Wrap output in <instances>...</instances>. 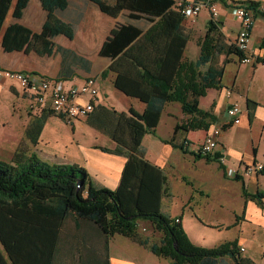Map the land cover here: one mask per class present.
<instances>
[{
	"label": "trees",
	"instance_id": "obj_1",
	"mask_svg": "<svg viewBox=\"0 0 264 264\" xmlns=\"http://www.w3.org/2000/svg\"><path fill=\"white\" fill-rule=\"evenodd\" d=\"M28 1L15 0L14 20H20ZM38 1L46 12L41 31L33 34L12 23L2 36L4 52L31 50L51 55L50 39L57 35L72 38L74 27L57 17L67 0ZM90 1L109 18L125 17L126 23L110 32L99 56L112 61L107 72L113 75V87L145 105L141 114L95 106L87 116H92L95 108L100 110L96 124L101 127L90 124L105 133L116 145L113 153L125 159L119 185L106 190L95 185L83 167L47 164L19 147L10 162H0V264H111L108 248L114 235L170 264H221L223 259L232 264H255L243 258L235 242L204 249L188 241L179 222L162 209V200L169 194L165 170L148 162L141 147L143 138L154 134L166 104L176 103L190 118L186 125L175 126L171 139L163 143L184 155L216 162L218 155L188 152L186 136L216 124L210 112L200 110L199 100L209 90L222 89L226 65L232 59L240 62L244 54L235 43L225 41L218 20L209 19L197 42L196 61L186 60L184 50L192 32L184 25L174 0ZM12 2L0 0V31ZM260 4L250 0L235 3L253 17H264L258 11ZM139 23L149 27L144 31ZM260 46L264 47V35ZM256 65L264 66V53L256 58ZM245 104L251 121L257 104L247 99ZM50 116L56 115L42 110L28 122L24 138L31 146H36ZM244 197L262 205L259 195ZM138 221L148 222L154 232L161 233L157 244L141 238Z\"/></svg>",
	"mask_w": 264,
	"mask_h": 264
},
{
	"label": "crops",
	"instance_id": "obj_2",
	"mask_svg": "<svg viewBox=\"0 0 264 264\" xmlns=\"http://www.w3.org/2000/svg\"><path fill=\"white\" fill-rule=\"evenodd\" d=\"M250 1L259 2L260 6H264V0ZM14 3L15 0L12 2L11 10L7 13L0 31V93L11 94L17 101L20 100V103L29 102L30 105L25 106V117L20 121L18 133H9L7 130L1 132L0 147L10 150L11 156L20 147L27 151L28 155H34L47 164L78 165L86 169L95 185L109 191L115 190L119 185L125 159L115 155L113 153L116 148L115 143L105 133L91 125L95 124L101 127L102 124H96L97 120L101 119L100 110L95 108L92 116L69 124L58 116L48 117L36 146H31L24 138L25 129L28 122L40 115V112L32 107V102L26 94H22L17 85L4 79L3 74L6 71L28 72L47 79L61 80L67 88L80 87L87 78L92 77L98 90L96 101L93 103L94 107L100 106L124 114L132 109L141 114L145 105L135 98L123 96L113 87V75L107 72L112 61L99 56L100 47L111 31L118 25L126 23L125 17L120 14L116 18H109L101 13L90 0H67L65 10L58 12L57 17L63 23L74 27L71 39L62 35L50 39L53 44L51 55H39L31 50L7 53L1 48L2 36L6 28L16 22L30 30L31 33L38 34L46 19V12L42 9L39 1L29 0L20 20L16 21L11 17ZM216 6L217 20L222 25V36L227 43L234 44L239 31V22L235 19L226 1L216 2ZM208 20L209 15L202 11L195 24L188 27L192 33L187 48L184 50V57L190 62H194L198 56V52L193 51L191 60L186 57L192 36L202 34L203 37ZM138 25L144 31L149 27L142 23ZM263 35L264 17L255 15L249 34V52L256 58L261 57L264 53V47L260 46ZM197 39L198 37L196 41ZM195 44L199 48L197 42ZM231 62L236 64V75H238L241 64L237 59H232ZM259 68L264 69L263 65L251 67L252 80L245 90L240 88L236 82L237 76H234L230 88H224L221 82V90H209L207 95L199 100L200 110L210 112L215 117L216 124L209 126L207 131H190L186 136L189 144L188 152H196L197 145L204 141L206 135L212 129L224 124L227 118L223 120L221 115L226 117L225 111L230 104L238 105L242 111L240 123L221 131L217 139L218 152L224 157L222 162L184 155L163 143V141L171 139L175 126L186 125L190 118L181 112L180 105L176 103L166 104L161 111L159 125H157L154 134L146 135L141 141V147L145 153L144 158L153 166L165 170L167 175L169 194L162 200V209L172 219H178L182 229L186 232V226L190 229L194 224L193 220L197 223L201 222L196 214L206 211L207 204L212 201L211 197L217 199V204L214 205L222 210L236 187L235 195L238 203L234 208L229 209L233 215V221L230 227L226 226L228 230H234V236L224 242H235L241 250L243 258L249 259L255 264H259L260 260L264 258L261 243L264 236V181L259 175H245V168L256 163L264 165V79L263 77L257 79ZM246 99L257 104L251 121L247 117ZM88 101L89 98L85 97L81 103ZM204 101L208 102L205 104V109H202ZM43 110L50 111L49 109ZM198 133L200 138L195 142L191 136ZM229 134L234 135L233 144L236 146L243 147L248 141L251 142V154L246 155L245 158V151L240 152L232 149ZM178 152L179 154H177ZM170 178L183 187L181 192L183 199L179 202L176 212H173L172 202H166L168 199H173ZM244 195H259L262 205L260 206L253 199L245 198ZM184 214H190L191 218L185 217ZM220 226L222 225H217L216 228ZM258 235L260 241L256 243ZM110 263L137 264L133 261H123L111 257ZM221 264H232V262L223 259Z\"/></svg>",
	"mask_w": 264,
	"mask_h": 264
},
{
	"label": "built area",
	"instance_id": "obj_3",
	"mask_svg": "<svg viewBox=\"0 0 264 264\" xmlns=\"http://www.w3.org/2000/svg\"><path fill=\"white\" fill-rule=\"evenodd\" d=\"M226 1L231 8L235 19L239 22V31L236 35L235 45L244 54L240 61L242 65L253 67L256 65V57L250 54L249 34L253 22V14L243 6L235 5L237 0H174L175 8L183 16L187 27L195 24L200 13L207 12L209 19L217 20L218 10L216 2ZM258 11L264 14V6H259ZM264 67V66H263ZM4 79L18 86L22 94H26L32 102V107L41 112L49 109L54 115L60 116L68 124L73 121L86 119L92 111L93 103L96 101V82L92 77L87 78L80 87L67 88L61 80L47 79L28 72L6 71ZM85 97L89 98L86 103H81ZM241 110L238 105L230 104L225 111L226 121L218 128L212 129L204 141L198 145L196 151L202 155H218L217 161L222 162L223 155L218 152L217 139L222 127L238 125L241 119ZM245 175H259L264 181V165L256 163L245 168ZM179 222L178 219L174 220Z\"/></svg>",
	"mask_w": 264,
	"mask_h": 264
},
{
	"label": "rangeland",
	"instance_id": "obj_4",
	"mask_svg": "<svg viewBox=\"0 0 264 264\" xmlns=\"http://www.w3.org/2000/svg\"><path fill=\"white\" fill-rule=\"evenodd\" d=\"M203 33V29H202ZM195 37V38H194ZM198 37L197 41L196 38ZM202 38V34L193 35L190 43V48L187 52L186 57L191 60L192 52H198V48L196 46V42ZM197 59V58H196ZM187 60V59H186ZM196 61V60H195ZM240 64V62L238 61ZM240 68L238 70V75H236L237 67L235 63H230L226 65L223 80H221L222 85L224 88H230V84L232 80H234V76H237V83L242 89H246L250 81L252 80L251 76V66L248 65H239ZM257 79L262 78L264 79V69L259 68L257 72ZM208 101H204L202 103V109H205V104ZM28 103H20V100L17 101L13 95L0 93V134L3 130H7L9 133H18L20 130V125L22 119H24L25 114V106ZM30 105V104H29ZM18 107V108H17ZM17 109V110H16ZM221 119H226L224 115H221ZM2 126H5L4 128ZM195 142L197 139L200 138L199 133L191 136ZM234 135L229 134V142L232 143V149H235L240 152H244L245 158L246 155L251 154L250 143H246L243 147L236 146L233 144L234 142ZM193 142V144H195ZM198 147V145H197ZM197 149V148H196ZM195 149V151H196ZM11 151L7 148L0 147V162H10L11 158ZM179 154V152L177 153ZM181 156V155H178ZM72 164H69V166ZM170 185H171V192L173 194V199H168L166 202H172L171 204L173 212H176L178 209L179 202L183 199L181 192H182V185L177 183L175 180L170 178ZM238 190V189H237ZM236 187L233 189L231 193V199L228 198L227 204L223 207V209L217 208L214 204H217V199H213L209 202L208 208L204 213L196 214L199 217L201 222L194 221V224L190 229L186 226L185 236L188 241L198 248L210 249L218 246L220 243L224 242L226 239H232L234 236L233 229H227L226 226L231 225L233 221V215L229 211L230 208H234V206L238 203L237 197L235 195ZM222 207V206H221ZM185 217H190V214H184ZM138 234L141 236L142 239H147L150 244H157L160 240L161 233L154 232L151 228L150 224L145 221H138ZM71 225V224H70ZM217 225H222L219 228H216ZM71 230V228H70ZM184 230V229H183ZM260 235V234H259ZM259 235L257 236V241H260ZM262 245H263V252L264 255V236L262 237ZM109 257L112 259H120L123 261H133L137 264H170L165 259H160L153 256L148 250L144 247H141L137 244H134L131 240L127 238L120 237L119 235H114L109 242ZM62 263H65L66 260H61ZM60 262V263H61ZM259 264H264V258L260 260Z\"/></svg>",
	"mask_w": 264,
	"mask_h": 264
}]
</instances>
